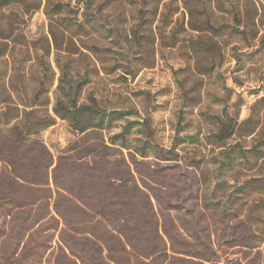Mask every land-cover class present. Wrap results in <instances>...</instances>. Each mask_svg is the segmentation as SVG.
<instances>
[{
    "label": "rangeland",
    "instance_id": "374dc122",
    "mask_svg": "<svg viewBox=\"0 0 264 264\" xmlns=\"http://www.w3.org/2000/svg\"><path fill=\"white\" fill-rule=\"evenodd\" d=\"M2 1L0 33L10 21L14 31L8 48L0 38V160L16 151L20 173L36 184L3 202L10 171L0 162V264H100L107 250L115 264H136L128 252L148 264H264V0H193L192 16L181 0L168 8L72 0L80 12L53 17L62 51L43 9L24 14ZM206 21L214 28L192 30ZM69 29L84 55L66 52ZM67 80L79 105L95 99L107 112L131 111L105 141L134 122L128 146L148 157L114 153L132 171L109 184L100 136L78 142L58 118L25 136L54 116L58 99L69 103ZM229 120L239 128L222 145ZM229 149L231 163L220 169ZM105 202L118 208L109 228L127 250L96 224Z\"/></svg>",
    "mask_w": 264,
    "mask_h": 264
},
{
    "label": "trees",
    "instance_id": "16d2710c",
    "mask_svg": "<svg viewBox=\"0 0 264 264\" xmlns=\"http://www.w3.org/2000/svg\"><path fill=\"white\" fill-rule=\"evenodd\" d=\"M147 4L151 1L152 3H155V0H143ZM172 1L175 0H157L156 4H165V7L168 8L172 4ZM183 7L186 11L191 14V16L196 12L197 7L193 2V0H181ZM2 4H11L12 6L21 7L24 14L29 13H36L39 12L41 9L44 10L45 15L49 19V29H50V36L53 42V47L57 51H62L59 49V46L56 41V36L54 33L53 28V17L55 15H58L60 13H74V12H80L82 7H80V2L78 3L77 9L72 5V0H3L1 2ZM167 4V5H166ZM207 3L204 4V8L207 9ZM88 4H84V12L83 16L85 17L87 22H90V15L88 14ZM174 14H176L179 9L173 10ZM236 21L238 23L242 22L241 17H237ZM11 22H9L7 29L2 30V33H0V38L4 42V46L8 48V41L11 38V34L13 33L14 29L11 26ZM71 24V23H70ZM74 24V23H73ZM81 25V24H79ZM206 26V27H205ZM82 26H78V29H80ZM214 28V24L210 21H206L201 23L200 26H192L193 31H203V28ZM76 30L69 29V32L71 33L68 38V46H67V53L69 55L74 54H81L84 55L85 53L82 51L87 50L84 48L83 42L75 40L73 37L75 35H78ZM241 34H245L244 31L241 32ZM79 45V46H78ZM7 48L4 49L3 55H6ZM74 48V49H73ZM50 49V47H49ZM89 51V50H88ZM63 75L66 77V72L64 69L62 70ZM67 83L69 85V91L67 95V100H69V103H67L64 100L58 99L53 112L54 116L49 115L44 121H38L36 123H32L30 127H26V133L25 136H32L33 134L36 135L41 131L47 130L48 128L54 126L56 124V118L61 119L63 121L69 122L71 127L75 130V132L78 134V136H82L81 139L78 141H82L86 136L88 135H98L100 136V144L98 145L100 149V159H102V174L103 178H105L106 183L109 184L112 180L115 179L116 176L123 177L127 172L132 171L129 164L125 161V159L122 158V160H118L114 157V153H119L120 155H123L124 151H128L130 156L133 158H136V156H139L142 159L147 158V153L145 149L143 150H134L130 146H128V135L131 132L132 126L135 124L134 122L128 121L123 127L120 133L115 134L110 138V142L107 143L105 141V131L110 130L112 127V123L114 120H121L127 117L131 114V111L125 110V111H116L113 110L111 112H107L106 110H103L98 106V101L95 99H92L90 103H82L78 104L75 99H73L74 95H72V88L70 86V82ZM36 104V103H35ZM35 104L28 105L23 103L24 109L27 108H33L34 106H37ZM26 114H33L34 111H26ZM249 121V120H248ZM230 125L228 129L226 130V133L219 138V141L222 145H225L227 140L235 136L237 133V130L239 126L237 123H233L232 120H229ZM253 133V132H252ZM18 147L21 148L23 146L22 140L18 141L17 143ZM91 146H86V149H89ZM16 151L12 153V155H8L7 158L3 160H0V162H4V164L7 166V168L10 171L9 179H8V188L6 191V197L3 199L4 201L11 200L14 198L16 191L19 186H26V179H24V175L20 173V165L18 161L16 160ZM160 156L164 158L165 160H173L176 155H174L173 152L169 151L166 152L164 149H159ZM227 157H225V161L220 165V169H224L226 167V163H231L230 158V149L226 151ZM50 162L48 161V165L45 166V170H48L52 166V159L51 157ZM114 160V161H113ZM133 176V175H132ZM27 183L36 184L34 180L31 182L28 181ZM111 185V184H110ZM112 186V185H111ZM2 204V203H1ZM86 206V205H85ZM87 207V206H86ZM118 208L115 207V204L112 202H105L102 203L99 207V212L97 213L98 220L96 221V224L100 225L103 230L106 231L109 235L116 238L119 242L122 243V246L124 245L125 250H127V246L125 245L124 239L122 236L115 234V232L109 228L110 222L114 220V218H117L115 214H117ZM223 216L227 217V214L223 212ZM42 220V219H39ZM103 249L105 247L101 246ZM104 252V251H103ZM107 254L100 258V264H103L102 262L106 261L108 264H115L114 257L111 256L110 250L106 251ZM128 255L135 261L136 264H148L145 260L141 259L139 255L128 252Z\"/></svg>",
    "mask_w": 264,
    "mask_h": 264
}]
</instances>
